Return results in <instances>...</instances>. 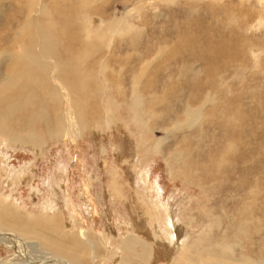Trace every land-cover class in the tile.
<instances>
[{
    "label": "rangeland",
    "instance_id": "374dc122",
    "mask_svg": "<svg viewBox=\"0 0 264 264\" xmlns=\"http://www.w3.org/2000/svg\"><path fill=\"white\" fill-rule=\"evenodd\" d=\"M28 24L32 35L21 32ZM35 27L52 32L56 56L45 58ZM20 43L60 80L58 58L82 55L77 77L87 80L79 123L69 89L50 81L72 108L59 138L43 131L39 150L0 142V213L9 211L12 239L73 264H172L208 243L264 264V0H0V80ZM54 104L45 102L50 118ZM159 201L174 205L178 247ZM123 219L138 231L122 234ZM24 225L57 234L50 246ZM19 246L0 244V264H16Z\"/></svg>",
    "mask_w": 264,
    "mask_h": 264
},
{
    "label": "bare ground",
    "instance_id": "6f19581e",
    "mask_svg": "<svg viewBox=\"0 0 264 264\" xmlns=\"http://www.w3.org/2000/svg\"><path fill=\"white\" fill-rule=\"evenodd\" d=\"M35 28L37 29V27H35ZM38 28L40 29V30L37 29V33L38 32L40 33V34H37L39 36L38 38H43L42 41H46L48 43L47 47H45V49H44L46 51V54H44L45 58L48 59L49 56H51V57L56 56V54H58V52L56 53V51L53 50L52 48H50V46H49L50 43H51L50 45L52 46V41L50 39V37H52V35H50V34H52V32H50L49 30H46L43 27H38ZM32 31H33V29H32L31 24H28V26L27 25L23 26L22 30H21L22 33L28 34V35H30V34L32 35ZM31 47H32L31 45H28V44L22 45L21 43L16 46V48L14 49V52H13V59L17 60V62L19 64L16 62H14L13 65L11 64L12 66L5 73L6 77L4 79L0 80V142L6 143V144L11 145V146L18 145L19 147H24V146L37 147L36 144L39 142L38 138H40L38 136V134H43V131H45L44 134L49 133L51 139L54 137L59 138L60 135L58 133L53 132V130L54 131L58 130L57 127H60L61 129H63L65 127V125H68V124H66L67 123L66 117L68 116V120H69V118H71L72 115L69 113H70L72 108H73L72 113L75 115L74 122L79 123L78 120L82 119V117H83L82 103H81L83 100L81 98V95H79L80 80L83 77H80V78L77 77L79 72H78V69H76V68H77L78 64L81 62L82 58H84V57L78 53H73V52L71 53L70 52L69 58H67L65 60L58 58L57 63L59 65H56V66H58V67L60 66V68H62L64 70V74H65L63 76V78L60 80L58 78V75H55L54 78L51 77V75H49L50 74V66L47 64H45V66L41 65L42 63H45L44 60L37 61L38 58L35 55L36 51L35 50L32 51ZM57 57H60V56L57 55ZM21 63L23 65H21ZM72 70H73V72H70ZM69 73H73V75H75V77L73 79L68 78L66 75ZM51 79L52 80L54 79L55 82H59L58 80H60L61 83L63 84V86L66 87L67 89H69V94H68V98L70 101L69 105L72 107L70 110H69L70 107H67L66 105H65L66 107H63L62 98H64V97L61 96L60 90L57 87V85L56 86L55 85L50 86ZM83 80H84V78H83ZM85 80H87V79H85ZM56 84H58V83H56ZM86 84H87V82H86ZM81 85H82V82H81ZM88 89L90 90V88H88ZM66 92H68V91H66ZM49 99H53L55 101L54 108L49 109V110L54 111L52 118L47 116V111H46L47 105L45 106V102H47ZM86 108H87V106H86ZM68 110H69V112H68ZM65 113L67 114V116ZM11 117H16V120H13L15 123H22L23 122L21 124V126L12 128L11 127V122H12ZM73 118H74V116H73ZM37 127H41L42 130H37ZM80 127H81V125H80ZM67 131L71 132V129L68 128V130H66L65 132H67ZM59 133H61V132H59ZM41 137H44V136H41ZM45 145H47V143H45V141L43 140L42 145L40 147H37V149L39 150V148L41 149ZM103 151H105V150L103 149ZM170 168H172V167H170ZM2 170H3V168L0 165V173L2 172ZM21 176L22 175H18V174L14 175L13 181L20 183L22 181ZM15 185H16V183H15ZM159 204H160V201H159ZM161 204L160 205L164 207L165 213H166V221L164 224V226H165L164 227L165 228L164 233L166 234V238H168L170 245L174 244L176 247H178L180 245V242H179L180 237L176 233L173 232L174 231L173 229L176 226V223H175L176 222V219H175L176 216L173 214V206L174 205L173 206L172 205H166L167 203L166 204L161 203ZM7 208H8V206H7ZM50 209L52 210L53 208H50ZM2 210H3V208H2ZM7 212H9V211L7 210ZM6 213H4V212L0 213V244L5 245L9 248H14V247L17 248V245H21V246H19V248H20V250H22V253L20 252V254H19L20 258H18L19 261L16 262V264H52V263H55V264H73V262H71L70 259L68 260L67 258L66 259L65 258L55 259V258H52L48 255H44L46 253H43L40 250H36V252L33 250H30L31 249V242H26V241L22 242L23 240H21V239H19L20 242L19 241L16 242V240H14V239H17V236L13 235L12 232L16 233L18 231L16 230V227L12 226L11 217L9 214H6ZM123 220L124 221L122 222V226L125 229L126 228L127 229L122 230V234L127 233V232L131 233L133 231L134 232L138 231V227L135 226V224L132 220H126V219H123ZM51 221H52V219H51ZM72 223H74L73 220L70 221L69 225L71 227H74L73 226L74 224H72ZM26 225H24L21 229L24 232H26L27 234H29V236H30L29 238H31V239L34 237L40 238V240L42 239V241H44V242L47 241V243H50V246H51V244L53 242L52 240L56 236L53 234H55V233L57 234V230H53V231L51 230L49 232V235H50V237L52 236V238L47 239L46 238L47 236L43 237L42 233H40L39 231L37 233L33 232L35 230L34 227H31L29 230H27L25 227ZM154 227L155 228L158 227L157 224H155ZM169 229H172L173 231L172 230L169 231ZM11 237L14 239H12ZM140 238H137L134 235V237H131L130 240H127L125 242L126 243L125 245L127 247L131 248L132 243L136 242V241L138 242L140 240ZM154 238H155V236H154ZM182 239H184V237ZM56 241H58V240H56ZM56 241H55V243H57ZM184 241H182V242H184ZM196 242H194V243H196ZM81 243H82V241H80V244ZM199 243H200V240H199ZM80 244H78V246ZM196 244L198 245V243H196ZM170 245L168 243H165L164 247L172 255V253L169 249ZM32 246L37 247V245H33V244H32ZM78 246H76V247H78ZM181 247H183V246H181ZM194 247H195V245H194ZM52 248H54V247H52ZM59 248H60V245H59ZM67 248H69V247H67ZM147 248L149 250V247H147ZM198 248L199 249L196 250L195 257L189 258L185 254L186 255V256L184 255L185 258L184 257L178 258V259L175 258L176 261H175V263H172V264H241V263H239V261H236L235 259H233L232 258L233 256L232 257L230 256L231 252L229 254L228 247H226V246H222V245H218V244L216 246H214L211 243H208L204 247H198ZM61 249H63V248H61ZM199 250H200V252H199ZM58 251L63 253V251H60V250H58ZM191 251L195 252V248H194V250H191ZM191 251H189V252H191ZM65 252H66L65 255H67V257H70V258L72 257V261L78 260V256H77V254H75L74 249H71V250L67 249ZM82 252L84 253V251H82ZM183 252L184 253L187 252V254L189 253L186 250H184ZM194 252H193V254H194ZM149 253L150 252L148 251V254ZM82 257H84V256H82ZM169 258L170 257H168V259ZM175 259H173V260H175ZM242 264H247V262L242 263Z\"/></svg>",
    "mask_w": 264,
    "mask_h": 264
}]
</instances>
